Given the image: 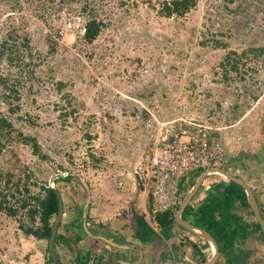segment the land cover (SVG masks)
<instances>
[{
	"label": "rangeland",
	"instance_id": "rangeland-1",
	"mask_svg": "<svg viewBox=\"0 0 264 264\" xmlns=\"http://www.w3.org/2000/svg\"><path fill=\"white\" fill-rule=\"evenodd\" d=\"M163 1L0 0V42L8 39L10 28L7 23H21L23 32L30 38L32 51V58L24 54L19 68L15 64L8 65L6 60L0 61V77L8 80V86L15 84L20 95L19 109L10 113V107L15 103L13 96L0 85V118H5L13 127L12 138L1 141L0 201L4 196L3 205L15 211L13 216L6 210L0 211L1 264H40L39 250L44 252L46 242L37 244L32 237L23 235L20 227L30 226V220L27 208L20 209L19 205L31 197H43L44 187L58 191L63 206L58 228L64 226L71 238L76 228L70 224L83 213L85 184L90 194L88 208L91 202L97 205V212L90 220L106 219L103 222L107 229L105 234L133 242V214L141 211L137 209L136 199L130 201L132 196L126 191L115 190L111 181L114 168H123L125 161L134 165L130 159L131 150L123 149L113 140L115 134L123 136L124 131L116 127L107 132V126H102L101 146L94 148L90 141L97 138L95 133L98 132L94 125V113L98 112L99 106L97 93L113 91L129 95L136 89L135 85L119 80L122 66L138 59L144 63H164L180 89L182 82L177 78L178 71L183 72L194 59H200L198 50L211 63L219 57L224 63L225 57L237 53L244 66L239 65L236 74L231 75L235 80L232 85L223 83V95L232 103L228 110L240 117L236 127L229 132L236 137L239 132H245L243 128L254 133L262 130L264 65L261 60L251 59L250 50L264 48V0H195V6L184 15L166 18L161 14ZM61 11H65L67 18L78 14L85 21L91 17L102 21L97 39L87 43L76 33H61L58 24L50 20L51 15ZM209 39L223 41L227 47L203 45L202 42ZM11 43L8 39V44ZM171 64L176 65V70H170ZM108 71L114 72L115 76H109ZM141 91L149 93L146 86H142ZM99 119L103 125L102 118ZM26 137L35 139L45 159L41 160L31 152L23 141ZM123 140L124 137L119 142ZM221 142L225 150L231 148ZM123 150L129 156L124 160L119 157ZM91 153H95V157L102 156L103 160L92 161L88 157ZM28 203L29 207L33 204ZM156 213L153 208L143 212L153 226L152 217ZM33 225L38 226V218ZM58 228L54 241L60 236L61 227ZM250 232L253 233L251 229ZM57 242L62 245L61 239ZM259 243L262 244L258 251L249 252L255 259L264 256V243ZM66 244L71 249L77 248L75 241V247L73 243L66 241ZM103 244L98 241L99 248ZM87 247L88 243L83 249L86 251ZM65 250L68 260L79 253L75 249L70 255ZM120 261H124L122 257ZM188 261L182 259V263ZM145 263L143 258L139 264Z\"/></svg>",
	"mask_w": 264,
	"mask_h": 264
},
{
	"label": "built area",
	"instance_id": "built-area-1",
	"mask_svg": "<svg viewBox=\"0 0 264 264\" xmlns=\"http://www.w3.org/2000/svg\"><path fill=\"white\" fill-rule=\"evenodd\" d=\"M50 20L58 24L61 33L73 32L80 37L85 33V19L81 15L67 18L65 11H61L51 15ZM197 52L200 59H194L179 78L183 88L177 89L164 63H145L140 68L133 63L122 66L118 76L122 82L135 85L132 94L110 91L96 95L99 106L94 113V125L98 134L90 140L94 148L101 146L102 126H107V132L118 127L127 131L124 144L131 150L130 155L139 156L137 164L125 161L123 168L112 173V187L117 191L142 187L155 212L166 209L180 179L193 171L223 170L228 165L220 138L211 134L207 124L197 121L199 114L204 115L216 104L228 109L232 106L223 96L225 86L220 74L223 61L219 57L211 63L200 50ZM108 75L115 76L112 71H108ZM142 86L149 88V93H143ZM160 94L165 96L164 107L159 104ZM190 128H194V132ZM243 136L241 134L237 140Z\"/></svg>",
	"mask_w": 264,
	"mask_h": 264
},
{
	"label": "trees",
	"instance_id": "trees-1",
	"mask_svg": "<svg viewBox=\"0 0 264 264\" xmlns=\"http://www.w3.org/2000/svg\"><path fill=\"white\" fill-rule=\"evenodd\" d=\"M195 6V0H170L163 1L161 7V14L166 17H172L173 15L182 16L187 13L191 8ZM7 27L10 28L7 38L11 40L13 43L8 44V39L0 42V61L6 60L8 65L15 64L19 68L21 63L24 61L26 54L27 57L32 58V51L30 45V38L27 33L23 32L22 24H11L7 23ZM103 27L102 21L96 18H89L85 21V33L81 38L83 42L92 43L95 39H97L101 28ZM203 45L211 44L208 46H212L214 48H226L227 44L223 41L216 39H209L202 42ZM170 52V51H169ZM180 55V51H177ZM251 59L255 61H262L264 65V48L261 49H251L250 50ZM178 56V55H177ZM184 56L187 57V53H184ZM225 62L220 66L221 69V78L224 84L232 85L233 80L231 75L236 74L238 70V66L242 65L240 63V55L237 53H232L224 58ZM250 59V60H251ZM137 67L140 68L145 63L138 59L135 62ZM190 64L189 67H191ZM250 69V68H248ZM253 69V68H252ZM170 70H176V65L171 64ZM255 71V70H254ZM21 73V69H19ZM178 77L181 78L182 72L178 71ZM8 80L0 77V85L5 86V88L9 91V95L13 96V107H10L9 112L15 113L19 109L18 102L20 100V95H18V88L14 85L8 86ZM138 84V83H137ZM61 86V85H60ZM148 91L150 89L148 88ZM225 92V91H224ZM229 93V92H228ZM192 94V91H191ZM152 95V92L150 96ZM139 98H143L144 96L138 94ZM224 96V95H223ZM159 104L161 106H166L164 101V95L160 94L159 96ZM257 97H254V99ZM72 113V112H71ZM234 115V119L236 113H232V118ZM236 120V119H235ZM13 129L12 124L7 121L5 118H0V154L3 149L1 141L2 140H10L11 130ZM212 134V133H211ZM18 136L21 137V134L18 133ZM217 139L216 135H213ZM90 139V137H88ZM26 144L29 145L31 152L37 156L39 159H45V156L41 155V151L39 146L37 145L34 138L26 137L23 140ZM88 157L92 161H102V156L95 157L93 153L88 154ZM117 168H114L113 171H116ZM10 177V176H9ZM71 176L68 177L70 179ZM45 195L43 197L34 196L29 200H24L21 205H19L20 209H26L28 212V219L30 220V226L21 225V231L23 235L26 237H32L37 244L41 241H45V260L43 264H55L53 257L50 254V250L48 247V242L51 236V230L55 221V218L58 213V200L56 195L53 192V188L44 187ZM28 201L33 202L32 206L29 207ZM5 202L4 196L0 201V211L6 210L11 216L14 215L15 211L3 205ZM239 202L244 207L249 208L246 195L244 190L237 184L233 183L231 186L225 189V194L222 196L220 201L214 205L202 206L200 210L197 211L194 219L190 220L191 224L195 227L201 228L207 231L216 241L219 247V254L217 261L215 264H264V256H260L255 259L250 253L243 250V244L245 239L251 234L250 229L259 234L261 240L264 243V235L260 228V225L255 221L253 225L248 223L242 216L238 215V213H234V204ZM261 204H264V199L260 201ZM190 210L191 207H190ZM250 211V210H249ZM251 215L252 212L250 211ZM195 214V213H194ZM261 216L264 220V212L261 211ZM36 218H38V226L34 227L33 224L36 222ZM134 218V229L131 232V239L133 242L138 244H148L152 241L153 237L156 235L154 228L151 226L150 222L147 219V215H140L138 213L133 214ZM88 220V216L86 217V221ZM153 220L155 221L157 227L161 231H166L170 229L174 222V215L171 210L159 211L156 215H153ZM71 227L76 228L75 232V242H80L83 239H89L88 249L86 251H79L78 255L75 254L74 259L68 260V253L64 247L60 246L57 240L62 239L61 236H57V240L53 242V252L55 257L57 258L59 264H106L109 262L107 254L110 249L113 247L104 243L102 248H99L98 241L95 239H90L86 235L85 231L82 227V217L74 221ZM97 235L102 234L97 230L95 232ZM61 248L65 257L61 258L59 255V249ZM196 264H204L207 259L205 256L200 255L196 259ZM1 264V261H0Z\"/></svg>",
	"mask_w": 264,
	"mask_h": 264
},
{
	"label": "crops",
	"instance_id": "crops-1",
	"mask_svg": "<svg viewBox=\"0 0 264 264\" xmlns=\"http://www.w3.org/2000/svg\"><path fill=\"white\" fill-rule=\"evenodd\" d=\"M252 110L253 109H251V111ZM229 113H231V111L228 110V108H223V107L221 108L219 104H216L214 108L207 109L204 115L199 114L197 121L202 124H207V126L211 128L212 135H216L222 141L226 142L228 147H231L229 148V150L226 149V153L228 157V165L226 166L225 169H223V171H226L227 173H229V175H232L234 178L241 179L251 189L255 197L257 206L259 208V212L261 214V211L264 212V204L260 203V201L264 199V125H262V130H259V132L257 131L255 133L250 131L247 132L248 129L243 128L245 132L241 133L242 132L241 131L239 132L238 136L236 135V137L235 136L233 137L231 136L229 130L232 127H236V123L240 119V117L236 118L235 120L234 115L232 118V113L231 114ZM236 116L237 115H235V117ZM190 130L191 132H194L195 129L190 128ZM240 133L245 134V136L238 141L237 138L241 135ZM121 134H123V136H119V137H117L118 134H115L113 140L115 141L116 144L119 143L123 149L124 148L126 149L127 147L123 142L124 140L122 142L119 141H121L123 137L125 139L127 131H124ZM246 135L248 136L246 137ZM244 140L246 141L244 142ZM124 153L125 151L123 150L121 153L122 155L119 154L120 155L119 157L122 158L123 160L124 158H129V156L125 155ZM138 157H139L138 155L137 158L136 156H131L130 159L133 161V164L138 163ZM233 183L238 185V183L230 180L228 177H225L220 173L219 170L216 169H203V170L193 171L187 177L180 179L178 181L177 191L171 195L169 204L166 207V209L171 210L173 212L175 223L170 229L166 231H161L157 227L155 221L152 219L154 226L153 225L151 226L154 228L156 235L153 237L151 242L145 245L138 244L135 242L123 241L122 240L123 237L117 238L112 235L105 234L107 229L105 228L104 226L105 223L103 222L106 219L104 221L100 219H98L100 221L90 220V217L94 216L93 213L95 214L97 212V205L92 204V202H91V207L88 208L87 216L89 217V219L86 221V227L89 231H91V233H95L97 230H99V232L102 233L100 234V236H104V237L106 236L107 238H110L111 241L117 244L131 245L129 246L130 247L129 249H119V248H116L115 250L110 249L108 251L109 253L107 254L109 262H107L106 264L108 263L122 264L121 262L133 263L135 261L136 256L138 258L137 247H134V245L142 249L144 254V257H142V259L143 258L145 259L146 261L145 264H180V262L182 264L183 258H187L192 261V264H196L197 263L196 259L198 258L199 254L205 256L207 260L209 259V257L212 256L214 252L213 246L208 239L197 237L188 230L181 227L178 223H176L175 221L176 215L181 205L187 201L185 208L181 214V218L185 222L192 225L190 220L194 219L197 211L202 209L201 208L202 206H207V205L215 206L218 203V201H220L222 196H224L225 189L231 186ZM125 191L126 193H129L132 196L131 197L132 199H129L130 201L136 199L137 209L141 211L139 213L140 215H143V212H147V210L149 209L155 208L151 203V199L149 198L148 193L145 192L142 189V187L137 186L135 189H132V191L129 190H125ZM245 195L249 208L244 207L239 202H236L234 204L235 209L233 212L238 213V215L242 216L245 220H247L248 223L252 222L251 225H253V223H255L256 220L253 216V213L252 215L250 213L251 207L248 203L247 194L245 193ZM93 200L94 198L92 197V201ZM190 207L192 210H190ZM158 210L164 211L163 209H158ZM71 225L72 224H70V227ZM123 226L125 225H122V227ZM60 227H61V231L59 230ZM60 227L58 228L59 230L58 234H60V236L63 238L61 239L62 245L61 244L60 245L65 246V248L69 251L70 255L74 253L73 251L75 249L76 252L85 251V249H83V246L84 244L89 243L87 238L83 239L80 242H76L77 248L71 249L70 246L66 244V241L69 242L70 244L71 243L74 244L75 235H73L71 238L68 232H66V230L64 229V226L60 225ZM113 228L116 229L115 226ZM74 232H76V230H74ZM111 233H113V235L119 236V234L115 232H111ZM250 238L254 240L252 244V247L254 248L253 250H255V247L258 249L259 246L262 244L259 243L261 240L259 234L253 232L245 239L243 244V250L244 251L247 250L248 253L252 251L251 249H247L246 247V242ZM213 240L216 243L217 240H215L214 238ZM73 246L75 247V244ZM39 253H40L39 256L40 264H43L45 260L44 252L42 250H39ZM59 254L60 257L63 258L62 250H60ZM219 256L220 254H218V257ZM120 257H122L124 261H120Z\"/></svg>",
	"mask_w": 264,
	"mask_h": 264
},
{
	"label": "water",
	"instance_id": "water-1",
	"mask_svg": "<svg viewBox=\"0 0 264 264\" xmlns=\"http://www.w3.org/2000/svg\"><path fill=\"white\" fill-rule=\"evenodd\" d=\"M219 171H220V173L222 175H224L225 177H228L230 180L238 183V185H240L244 189L245 193L247 194L248 203H249V205L251 207V211L253 213V216H254L255 220L257 221V223L260 225V228H261L262 233L264 235V220H263V218H262V216H261V214L259 212V208L257 206L255 197H254L253 192L251 191V189L241 179L234 178L232 175H229V173H227L226 171H223V170L222 171L219 170ZM83 186H84V188L86 190V197H85V203L83 205L82 227H83L86 235L88 237L92 238V239L100 240V241H102V242H104V243H106L109 246L114 247V248L129 249L130 248L129 246H131V245H120V244H117V243L107 239L104 236H100V235H97L95 233H91V231H89L87 229L85 222H86V217H87V213H88V205H89V201H90V194H89L88 186L85 185V184H83ZM53 192L56 195V198L58 200V213H57V216L55 218V221H54V224H53V227H52V230H51V236H50V239H49V242H48V247H49L50 254L53 257V260H54L55 264H59L57 258L55 257V254H54L52 248H53L54 237L56 235L57 228H58V223L61 220V217H62V214H63V206H62V200H61V197H60L58 191L53 189ZM186 202L181 205V207H180V209H179V211H178V213L176 215L175 221L181 227H183L184 229H186L189 232H191L193 235H195L197 237L208 239L211 242L214 252H213L212 256L204 264H215V262L217 261V258H218L219 250H218L217 244L215 243L213 238L206 231L190 225L189 223L185 222L181 218V214H182V212H183V210L185 208ZM253 241L254 240H252L250 238L246 242V247H247V249H251L255 253L258 249L255 247V250H253L254 249L252 247ZM134 247H137V252H138L137 260L134 261L133 263L121 262L122 264H139L141 262V259L143 257V251L138 246L134 245Z\"/></svg>",
	"mask_w": 264,
	"mask_h": 264
},
{
	"label": "clouds",
	"instance_id": "clouds-1",
	"mask_svg": "<svg viewBox=\"0 0 264 264\" xmlns=\"http://www.w3.org/2000/svg\"><path fill=\"white\" fill-rule=\"evenodd\" d=\"M254 101V100H253ZM239 121V120H238ZM52 188V187H51ZM86 223V222H85ZM97 241H100V240H97ZM104 243V242H103Z\"/></svg>",
	"mask_w": 264,
	"mask_h": 264
},
{
	"label": "flooded vegetation",
	"instance_id": "flooded-vegetation-1",
	"mask_svg": "<svg viewBox=\"0 0 264 264\" xmlns=\"http://www.w3.org/2000/svg\"><path fill=\"white\" fill-rule=\"evenodd\" d=\"M184 262H185V261H184ZM184 262H183L182 264H185Z\"/></svg>",
	"mask_w": 264,
	"mask_h": 264
}]
</instances>
